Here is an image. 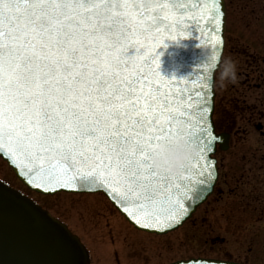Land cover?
<instances>
[{
    "label": "snow or ice",
    "instance_id": "1",
    "mask_svg": "<svg viewBox=\"0 0 264 264\" xmlns=\"http://www.w3.org/2000/svg\"><path fill=\"white\" fill-rule=\"evenodd\" d=\"M224 16L217 0H0V152L46 191L94 175L137 225L166 233L210 190L216 137L209 95L193 112L158 49ZM185 126L201 155L183 175L156 173L152 146Z\"/></svg>",
    "mask_w": 264,
    "mask_h": 264
},
{
    "label": "rangeland",
    "instance_id": "2",
    "mask_svg": "<svg viewBox=\"0 0 264 264\" xmlns=\"http://www.w3.org/2000/svg\"><path fill=\"white\" fill-rule=\"evenodd\" d=\"M226 1L228 25L224 60L235 62L238 79L223 81L219 71L217 106L218 111L224 106L228 108L239 136L230 150L218 158L223 166V188L228 192L215 212L212 206L199 208L188 223L170 235H144L133 229L103 195L34 194L16 179L1 159L0 179L65 222L95 253L105 252L104 259L109 263L114 261L111 254L115 246L127 243L124 241L127 236L140 251L136 258L139 264H161L164 256H167L164 263H172L191 257L207 258L216 253L234 261L245 260L249 255L251 262L264 264V209L258 206L259 198L261 207L264 206V119L259 121L262 129H257L258 116L263 114L264 118V0ZM227 182L229 189L224 187ZM252 193L255 194L250 195Z\"/></svg>",
    "mask_w": 264,
    "mask_h": 264
},
{
    "label": "water",
    "instance_id": "3",
    "mask_svg": "<svg viewBox=\"0 0 264 264\" xmlns=\"http://www.w3.org/2000/svg\"><path fill=\"white\" fill-rule=\"evenodd\" d=\"M208 2H211V0H208ZM217 2L220 3L221 10L225 12L218 29L212 20L209 19L207 23L201 24L199 28L194 29L192 33L179 35L175 41L169 37L165 42L167 46H161L158 49L161 74L168 79L175 78L180 80L182 84L187 85L189 93L193 97V112L196 111L195 93L204 91L209 95L207 107L210 111L205 113V118L210 119L216 137L213 151L208 154V163L214 164L212 174L215 180L211 182L210 190L207 191L206 195L201 191L194 200L186 202L188 214L178 225L170 227L163 234L156 230L143 229L123 211L121 204L106 188L98 185L99 180L94 175L77 176V185L74 188L64 189L58 187L56 191H46L44 188H38L34 184L29 183V176L24 174L25 170L14 164L5 153L0 152V158L7 163L17 179L32 192L44 196H53L58 193H100L105 195L128 222L140 231L166 235L178 230L192 218L197 209L213 194L219 176L217 160L214 155L218 146L222 150L228 149L227 141L229 136L227 134H217L214 123L216 74L221 68L225 52L228 23L226 0H217ZM213 37L218 38L219 42L217 43L215 39H212ZM211 50H216L220 53V60L215 69H210L206 72L203 64L206 60V51ZM128 54L135 55L136 50L130 48ZM202 76L207 79L202 81ZM202 82L210 84V93L207 89H201L200 84ZM87 171V168H85L84 172ZM0 264H90V258L80 238L73 234L66 224L53 217L49 211L42 208L25 194L0 180ZM171 264L241 263L223 262L213 259H191Z\"/></svg>",
    "mask_w": 264,
    "mask_h": 264
},
{
    "label": "clouds",
    "instance_id": "4",
    "mask_svg": "<svg viewBox=\"0 0 264 264\" xmlns=\"http://www.w3.org/2000/svg\"><path fill=\"white\" fill-rule=\"evenodd\" d=\"M220 60L216 50L206 51L203 65L215 69ZM223 81L235 82L238 79L237 65L231 59H225L221 68ZM151 168L159 174L170 176L183 175L189 164L197 159L202 152V145L192 140L187 127L172 136L162 137L151 148Z\"/></svg>",
    "mask_w": 264,
    "mask_h": 264
},
{
    "label": "flooded vegetation",
    "instance_id": "5",
    "mask_svg": "<svg viewBox=\"0 0 264 264\" xmlns=\"http://www.w3.org/2000/svg\"><path fill=\"white\" fill-rule=\"evenodd\" d=\"M263 79H264V76H263ZM247 81H250L249 76H247ZM224 107L226 109L223 108V110H221V111H218L220 108L217 107V113L215 115L216 128H217L218 133H220V134H229L230 135L229 141H230V144L232 146V143L235 140V138L237 136H239V131L238 130L236 131V123H234L231 120V115H230V112L228 111V108L226 106H224ZM262 115H259L258 116V124H259V121H262L264 119L262 117ZM251 119H253V117H251ZM249 123H253V122L252 121H249ZM257 129H262L261 124H259L257 126ZM262 136L264 138V132H262ZM260 151L261 150H259L258 152H260ZM249 152H250V154L252 153L251 151H249ZM220 154H221V152H218L217 153V155H216L217 160H218ZM219 161L220 160H218V163H219ZM222 169H223V166H221L219 164V181H218V184H217V186L215 188L214 194L211 196V198L209 199V201L204 206H202V208H205V207H208V206L209 207L212 206L211 210L213 212H215V210L217 208V205L219 204V202H221V200L224 197V195H226L227 192H228V190L226 191L223 188V178H224V175L222 173ZM247 176H248V177H246L247 181H250L249 175H247ZM253 179H254V177L251 179V182H252ZM224 187L226 189H229L228 188L229 187L228 186V182L225 184ZM229 191H231V190H229ZM254 194L252 193L250 195H254ZM259 194H260V192H259ZM250 195L248 196L249 198H250ZM261 205H263L262 204V200H261V198H259V205L258 206H259L260 209H262V208L264 209V206L261 207ZM141 234H143V233H141ZM144 235H147V234H144ZM124 241L127 242L128 244L127 243H124L123 245H119V246L116 245L115 246V248H114V250H113V252L111 254V256L114 259V261L111 262V263H109L107 260H105L106 259V257H104V253L105 252H102V254L100 252L99 253H97V252L95 253V251H93L91 248H89L85 244L86 247H87V249H88V251H89V255H90V259H91V264H139L136 261V258L138 257V255H140L139 254L140 251H139L138 247L136 246L135 243L129 242V239H128L127 236L124 238ZM250 253H251V250H250ZM165 254H167V252ZM216 255H217V253L216 254H213L212 256L207 257V258H211V259H215V260H222V261H234V260H231L229 258H224L221 255H220L221 257L216 256ZM245 258H246L245 260H241V261L236 260L235 262L242 263V264H255V263L251 262V260L249 259V255H247ZM163 259H165L164 260V262H165L167 260V256H164ZM164 262H162L161 264H169L170 263V262H168V263H164Z\"/></svg>",
    "mask_w": 264,
    "mask_h": 264
}]
</instances>
